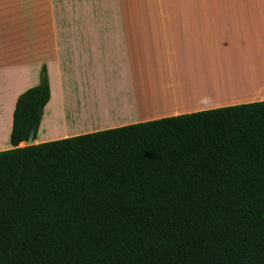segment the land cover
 Segmentation results:
<instances>
[{
	"label": "trees",
	"instance_id": "16d2710c",
	"mask_svg": "<svg viewBox=\"0 0 264 264\" xmlns=\"http://www.w3.org/2000/svg\"><path fill=\"white\" fill-rule=\"evenodd\" d=\"M50 96L0 152V264H264V101L20 146Z\"/></svg>",
	"mask_w": 264,
	"mask_h": 264
},
{
	"label": "crops",
	"instance_id": "0c3cea01",
	"mask_svg": "<svg viewBox=\"0 0 264 264\" xmlns=\"http://www.w3.org/2000/svg\"><path fill=\"white\" fill-rule=\"evenodd\" d=\"M143 1L0 0V152L43 67L35 144L264 101V0Z\"/></svg>",
	"mask_w": 264,
	"mask_h": 264
},
{
	"label": "rangeland",
	"instance_id": "374dc122",
	"mask_svg": "<svg viewBox=\"0 0 264 264\" xmlns=\"http://www.w3.org/2000/svg\"><path fill=\"white\" fill-rule=\"evenodd\" d=\"M102 3L103 6L107 7V4L112 3V1H98ZM200 4V0H144L143 6L145 8H158V7H168V8H180V7H197ZM110 6V5H108ZM20 146H25L24 143Z\"/></svg>",
	"mask_w": 264,
	"mask_h": 264
},
{
	"label": "water",
	"instance_id": "95a60500",
	"mask_svg": "<svg viewBox=\"0 0 264 264\" xmlns=\"http://www.w3.org/2000/svg\"><path fill=\"white\" fill-rule=\"evenodd\" d=\"M34 139H35V131H32L29 139L26 142H24V145L25 146L35 145V140Z\"/></svg>",
	"mask_w": 264,
	"mask_h": 264
}]
</instances>
